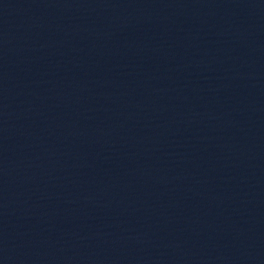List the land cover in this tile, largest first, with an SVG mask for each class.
Listing matches in <instances>:
<instances>
[{"label":"water","instance_id":"obj_1","mask_svg":"<svg viewBox=\"0 0 264 264\" xmlns=\"http://www.w3.org/2000/svg\"><path fill=\"white\" fill-rule=\"evenodd\" d=\"M0 183L81 264H264V0H0Z\"/></svg>","mask_w":264,"mask_h":264}]
</instances>
